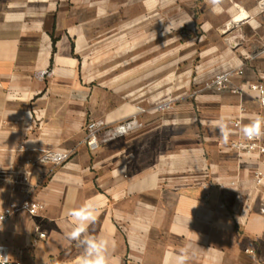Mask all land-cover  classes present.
I'll return each instance as SVG.
<instances>
[{
    "label": "crops",
    "instance_id": "obj_1",
    "mask_svg": "<svg viewBox=\"0 0 264 264\" xmlns=\"http://www.w3.org/2000/svg\"><path fill=\"white\" fill-rule=\"evenodd\" d=\"M222 71L237 92L206 88ZM256 82L264 0H0V210L44 205L2 224L0 244L22 264H78L69 213L90 205L81 240L103 239L110 264H264L262 160L231 146L263 126ZM132 117L87 145L90 120Z\"/></svg>",
    "mask_w": 264,
    "mask_h": 264
},
{
    "label": "built area",
    "instance_id": "obj_2",
    "mask_svg": "<svg viewBox=\"0 0 264 264\" xmlns=\"http://www.w3.org/2000/svg\"><path fill=\"white\" fill-rule=\"evenodd\" d=\"M238 73L242 74L243 71L240 70ZM233 76L232 71H222L217 73L214 78L206 84V88L224 90L231 89L237 92L236 87H232L231 78ZM249 88L253 91L258 92V97L260 103L264 106V85L262 83H250ZM139 121L136 117L126 119L121 123L116 125H107L102 120H92L87 126L86 143L91 148L94 149L99 146L100 143L110 141L119 136L125 135L130 131L134 130L139 126ZM240 121H235L234 125L240 127ZM264 131V122L261 127ZM231 146L241 152L248 155H255L260 157L262 160L263 168L257 169L255 172V180L257 183L261 184L264 182V135L259 137L249 138L244 133L243 135L232 141ZM20 150H27L29 147L25 144H19ZM72 151H57V150H46L42 155L41 159L44 161H52L55 163H62L68 160L72 156ZM205 188L209 187V183L204 184ZM208 197V193L204 195V198ZM44 208V205L37 200L25 198L19 203L11 202L0 210V226L6 223L13 215L21 211H28L32 214L38 213ZM259 211L264 215V194L260 198ZM44 236V233H41ZM0 264H22L20 260L13 259L10 255V249L5 244H0Z\"/></svg>",
    "mask_w": 264,
    "mask_h": 264
},
{
    "label": "clouds",
    "instance_id": "obj_3",
    "mask_svg": "<svg viewBox=\"0 0 264 264\" xmlns=\"http://www.w3.org/2000/svg\"><path fill=\"white\" fill-rule=\"evenodd\" d=\"M218 2L219 0H212L214 5ZM220 130L222 134H225L224 125L220 126ZM243 132L249 138L264 135V131L261 128V120L257 118L252 124L245 126ZM69 215L75 224L73 231L69 233V238L80 241L84 246V254L79 259L78 264H110L107 256L106 242L103 239L85 237L81 240L82 235L86 232L87 225L97 219L96 210L90 205H84L78 210L70 211ZM185 259V256H179L177 264H185Z\"/></svg>",
    "mask_w": 264,
    "mask_h": 264
},
{
    "label": "rangeland",
    "instance_id": "obj_4",
    "mask_svg": "<svg viewBox=\"0 0 264 264\" xmlns=\"http://www.w3.org/2000/svg\"><path fill=\"white\" fill-rule=\"evenodd\" d=\"M90 121H92V120H90ZM90 121H89V122H90ZM89 122H88V123H89Z\"/></svg>",
    "mask_w": 264,
    "mask_h": 264
}]
</instances>
